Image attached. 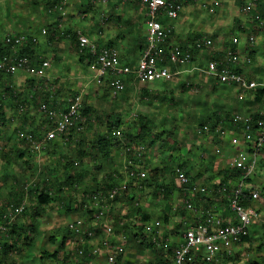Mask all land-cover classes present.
I'll return each instance as SVG.
<instances>
[{
    "label": "rangeland",
    "instance_id": "rangeland-1",
    "mask_svg": "<svg viewBox=\"0 0 264 264\" xmlns=\"http://www.w3.org/2000/svg\"><path fill=\"white\" fill-rule=\"evenodd\" d=\"M214 1L217 3L213 4ZM260 1L264 2V0ZM75 2L73 0L74 4ZM257 2L258 0H186L184 7L193 10L190 14L186 10L182 17H185L187 12L193 18L191 24H189L190 20L186 21L190 28L195 23L199 28L206 27L207 30L203 32V35L212 40L214 48H223V45L230 43L232 38L238 37L242 48L252 50L243 55L245 58L247 56L251 58L249 64H244L243 70L249 78L264 82V7L260 9ZM10 4L11 0H0V15L11 13ZM41 4L43 3L38 1L37 8L32 9L38 18L36 31L39 35L34 39L38 42V46L41 43L45 44L41 48H36V55L33 56V60L42 61L41 66L27 68L25 66L30 64L27 63L19 67L18 71L11 76L1 75L3 79L0 82V92L9 83L17 97L6 103L3 109L4 115L0 119V151L7 154L11 161L15 160L8 165L5 159L0 157L2 159L0 161V208L8 192L21 191L25 183L30 185L36 183L37 180H49L50 182L61 180L60 174L65 158L75 161L74 171L76 174H81L82 181L74 192H66L61 199L50 202L46 214L37 217V220L34 219L32 212L33 202L25 196L27 202L25 200L24 202L29 207V213L19 215L16 219L14 218L15 220L7 222L3 220V223H0V226L4 228L0 234V244L4 241L3 237L6 236L9 222L29 225L35 221L38 228L35 235L30 234L29 237L33 240L32 247L27 248L23 245L18 248L0 247V261L5 260L9 264L11 262L15 264H53L50 260L41 263L40 253L42 250L55 252L58 250L60 240L66 237V262L63 261L64 264H106L107 249L103 247L105 241L114 245L112 249L118 245L123 246L122 258L129 264H155L162 254L165 255L161 246L154 250L144 248L136 250L135 247L131 249L123 238L125 234L115 232L114 222L119 221L121 225L123 223L127 226L126 233L134 235L138 227L144 224L141 220L142 216L147 215L149 222L144 226L159 221L161 230L172 239H176L179 236L176 232L183 230L198 219L205 220L206 217L202 215L205 207L209 209L213 219L227 217L229 210L226 202L217 199L214 204L208 206L206 198L211 199L212 186L221 182V171L237 168V155L247 146L243 141V131L240 126L232 122L233 119L238 116L241 118L240 121L245 122L256 112L264 116V97L258 103L255 101L254 92L233 90L230 87H218L213 90L212 87L204 85H199L198 91L193 92L190 86L182 88V84L191 83L189 74H182L173 82L128 83L127 90L114 98L104 85L96 87L87 85L88 77L92 72L88 64L94 65V62L88 60L89 63L85 65L86 57H78L70 51L69 47H66L68 49L65 53L62 52L59 45L63 43L69 45L63 37L58 40L54 39L47 46L50 36L41 32L49 12L42 8ZM97 7L99 9V6ZM117 7L118 15L113 13L112 21L107 24L108 35L105 39L114 42L119 48L123 46L129 48L132 42L124 33V29L132 26V21L130 25H126L125 20L128 18L134 20V14H137V11L131 9L133 6L129 4ZM91 9L88 6L84 9L88 14L85 19H89L90 25H92L94 15ZM77 12L73 10V16H76ZM117 17H120V21L116 19ZM260 22H262L261 25ZM136 23L140 30V20H136ZM18 36L0 37V41L5 42L6 45L11 44V40L14 41V38ZM7 38L11 40L8 41ZM28 39L26 36V40ZM133 43V47L138 48L142 42L136 38ZM14 46V51L19 49L17 48L19 45L15 42ZM61 54L64 55V66L61 64L63 60L60 59L63 58ZM12 58L14 57H9L6 62L9 60L10 64L13 61ZM45 61H48V66L43 67ZM2 64L3 62L0 63V69L3 72ZM81 67L84 68L81 69ZM81 72H84L82 79H77V74L80 76ZM46 94L49 105L51 102H56L60 107L55 108L56 112L65 111L68 97L81 96L82 106L79 118L74 123L76 130L71 133L74 137L68 145L65 144L69 131L40 147L37 146L46 132L52 128L54 122L43 110V107L51 109L44 104ZM86 107L91 110L89 116H85L81 111ZM213 113L220 114L222 121L218 124L214 121L213 123L207 121L208 117H211V120L214 119ZM111 114L121 116L120 130L122 131L129 129L131 133L135 132L140 124L138 116L144 118L145 124L149 125L152 131L145 136L144 140L133 146L125 144L123 148L113 150L110 161L100 157L96 160L86 158L82 165L78 164L77 150L80 147L82 150L87 147L90 151L96 134L106 131L107 121ZM225 116H228L230 120L227 119L224 122ZM262 123L264 125V120ZM213 125L216 127L212 133ZM156 134L160 136V139L152 146L150 141ZM36 135H40V140L35 139ZM217 139L220 140L218 145L215 141ZM80 142L83 144L80 145ZM260 158H262L260 160L264 158V146ZM262 162L257 164L256 174L246 178V182L249 181L247 183L249 187L260 190L261 201L253 203L254 207L264 216V166ZM181 164L190 166L191 176L200 175L195 186L207 189L206 194H195L192 200L194 207L188 208L184 204V196L179 190L180 184L177 178L174 179L177 187L169 190L168 194L162 190L152 194L153 188L144 191L139 188L137 180L132 181L127 178L128 172L136 169L146 173L151 182L156 172L164 173L165 177L169 171L172 174L178 173ZM96 166H100L101 169L96 170ZM114 172L113 178L119 184L113 188L120 189L119 198L115 201L108 217L97 220L88 199L101 192L93 191L97 188L96 184L103 183L107 180L105 175ZM15 180L16 184H14ZM132 193L134 195L131 200L128 195ZM67 196H71L72 207L66 205ZM213 199H216L215 196ZM136 208H140L141 213L137 214L134 211ZM9 210L11 209L7 210L8 214ZM165 215L168 216V224L164 223ZM76 220L82 221L83 230H89L92 235L88 237L85 234L78 235L72 232L69 224ZM178 224L181 225L180 228ZM260 224V222L256 224V232L250 236L249 242L240 241L234 245L229 255V264H264V233ZM65 229H68V234ZM53 237L57 238L56 243H51Z\"/></svg>",
    "mask_w": 264,
    "mask_h": 264
},
{
    "label": "built area",
    "instance_id": "built-area-1",
    "mask_svg": "<svg viewBox=\"0 0 264 264\" xmlns=\"http://www.w3.org/2000/svg\"><path fill=\"white\" fill-rule=\"evenodd\" d=\"M101 1L107 3L109 0ZM133 1L144 6L146 12L144 47L135 66L123 64L114 48L106 45L100 46L92 42L87 36L81 33L77 34L79 55L86 57V61L91 60L94 62V84L106 86L112 97L115 98L120 95L126 88V85L131 82L144 84L173 82L180 75L189 72H197L221 84L235 85L237 89L243 92L259 88L264 89V83L250 80L242 73L241 68L238 67L240 64H249L250 59L244 57L241 60L236 50L230 47L226 49L223 60H211L205 67L192 66L190 69L185 67L192 63L193 50L200 52L204 49L212 48L213 42L211 39L203 37L194 40L191 45H186L185 47L180 45L166 46V28L162 25L160 19H177L183 0ZM68 2L69 0H58V3L53 6V10L61 11L63 6ZM256 18L258 19V16ZM24 42V37H19L15 40V43L19 46H22ZM231 43L236 46L238 39L236 37L232 38ZM12 60L10 64L9 62H3L1 66L6 75L15 74L19 67L30 63L25 56L14 57ZM46 66H48V63L43 62V67ZM186 86L189 87L188 84ZM190 87L191 91H198L197 87ZM65 105L66 109L63 112H56V109L43 107L47 116L51 120H54V122L53 127L46 132L42 141L37 145L38 147L56 139L57 136L64 134L74 126V123L79 118L82 106L81 96L68 97ZM240 119V117L236 116L234 124L238 126L240 123H244L245 125L251 121V118L245 122L240 121ZM258 124L259 127L253 132L248 128H241V131H243V141L247 146L237 155V168L242 172L240 181L231 187L219 185L216 189L213 188L211 190L212 195L210 197L212 200L216 202L217 199H220L226 202L229 210L227 217L213 219L209 211L205 220L201 221V219H198L183 230H180L179 236L176 239H172L171 236L164 237L165 233L161 230V223L159 221H155L144 227L143 233L150 243L156 247L161 246L167 250L171 249L172 264H221L223 255H231L234 245L238 244L242 237L247 236L250 229L258 224V222L261 223L260 225L264 233V216L254 206L246 207L241 201L244 192L251 197L252 202L261 201L260 190L249 187L246 182V178L255 174V168L260 161H263L264 166V158L260 160L262 159L260 158V153L264 146V125L262 122ZM127 178L132 181L142 180L146 178V173L132 169L128 172ZM177 181L180 185H183L187 182V178L182 172H179ZM119 191V188H112L108 192H98L90 197L89 205L94 210L97 220L106 216L108 217L116 198L120 194ZM197 193L206 194L207 189L195 186L194 184L191 190L183 192L184 204L188 208L194 207L192 200ZM214 196L216 199H213ZM23 209L24 206L22 204L14 211H10L8 219L12 220L16 218ZM83 225L82 221L76 220L69 224V228L75 234L91 236L92 232L87 229L83 230ZM3 230V226H0V234ZM125 237L123 238L127 242ZM113 246L108 241L103 242V247L107 249L106 264H129L122 258L123 246L118 245L115 249H112Z\"/></svg>",
    "mask_w": 264,
    "mask_h": 264
},
{
    "label": "trees",
    "instance_id": "trees-1",
    "mask_svg": "<svg viewBox=\"0 0 264 264\" xmlns=\"http://www.w3.org/2000/svg\"><path fill=\"white\" fill-rule=\"evenodd\" d=\"M42 2H44V7L45 8H52L54 6V4L57 2V0H42ZM183 2H185L183 0ZM258 7L260 9H262V7H264V2H261L260 0H258ZM261 3V4H260ZM263 3V4H262ZM118 21H120V17L116 18ZM160 22L162 23V25H164L163 19H160ZM126 25H130V21L126 20L125 21ZM134 32V31H133ZM54 36H50V39H54ZM138 40H140L141 42L143 41L142 37H138ZM8 41H10V38H7ZM168 36L166 38V46L168 45ZM11 44H7L5 42L0 41V63L4 62V63H8V61L6 62V60L10 57H20V56H25L28 58V60L30 61V64L28 66H26L27 68L29 67H40L42 64V61L38 60V59H34L33 60V56H35V48H33L34 44L31 40V38H29L25 44H23V46H19L17 48V50H13V48H15L14 46V42H15V38L14 41L13 39L11 40ZM142 46H140V48H143V44L141 43ZM224 45H229L226 46L227 48L230 47L231 49L235 48L234 44L230 43L228 44H224ZM109 46H112V44H110ZM169 46V45H168ZM182 47H185L183 45H181ZM113 47V46H112ZM13 53V54H12ZM11 55V56H10ZM82 60V59H81ZM217 60V59H214ZM238 71H240L238 68H236ZM241 72V71H240ZM5 73H3L0 69V82L2 81V76ZM2 75V76H1ZM6 76H11V75H6ZM10 84H6L5 87H3V90L0 92V119L3 117L4 113H3V109L4 106L6 105V103H8L9 101H13L17 95H15V93L13 92V89L11 88V86H9ZM182 88H185V84H182ZM109 90V89H108ZM127 89L125 88L123 90L122 93H124ZM255 93V101L256 102H260L262 100V98L264 97V89H257L255 91H252ZM8 100V101H7ZM44 104L48 107H51V109H55L57 107V103L54 102L49 105V102L47 101V94H46V98L44 99ZM82 113L85 116H89L90 114V108L86 107V108H82ZM213 120H211V117H208L207 121L208 123H213V121L215 122V124L221 122V117L220 114L218 113H213ZM228 116H225L223 121L225 122V120L227 121ZM121 116L119 114H111L108 118L107 121V126H106V131L104 133H97L96 134V138L95 140L92 142L91 147H90V151L88 150V148L86 147L84 150H82V148L80 147L77 150L76 153V159L78 160V164H83L85 162L86 158H89L91 160H96L97 157L103 158L106 161H110L111 160V156H112V151L113 150H118L123 148V146L125 144L128 145H135L138 142L144 140L146 137V135L148 133H151V128L149 127V125L147 126L145 124V120L144 118H142L141 116H138V120H139V126L137 127V129L135 130V132H132L129 129H126L124 131L120 130L121 128ZM230 120V119H228ZM264 120V116L260 115L259 112H256L252 115L251 121L248 122L247 124L243 125V124H239L238 126H240V128H248L250 131H255L258 127H259V122H262ZM232 122H235V119H233ZM53 127V126H52ZM215 125H213L211 127V132H214L215 129ZM239 129V128H238ZM76 130L75 125L72 126L69 129L68 132V136H67V140H66V144L68 145L70 140H72V138L74 137V135H72L71 133L74 132ZM115 133V134H114ZM35 135V134H34ZM37 140H40V135H36ZM160 139V136L158 134H156L155 136H153V138L150 141V145H155L157 143V141ZM217 145L220 143V140L217 139L215 140ZM83 142H80V145H82ZM0 157L5 159V163L10 165V163H12V161H15L9 158V156H7V154L3 153L2 151H0ZM0 161H2V159H0ZM75 161H72L70 158L66 159L64 161V165L62 167V172L60 174L61 180H54L52 182H50L49 180H42L39 181L37 180L36 183H32L30 185L28 184H24L23 188L21 189V191H11L8 192V194L5 197V201L2 205V207L0 208V223L7 222L9 219L8 216V209L10 211H14L16 208L20 207L22 204L24 206L23 211L20 213V215H24L26 213H29V207H27L26 205V198H24L25 196L32 201V212H33V216L34 219L37 220V217L41 216L42 214H46V210H48L47 206L50 204V202L54 201V200H59L61 199L62 195L66 192H74L80 185H81V181H82V176L81 174H76L74 171V163ZM180 171L182 172L186 178H187V182L183 185H180L179 190L183 193V192H188L189 190H191V188L193 187V185L199 180H197V178L200 175H197L195 177L190 175V166L188 164H181L180 166ZM96 170H100L101 167L100 166H96L95 168ZM178 172V173H179ZM178 173H168V175H164V173L159 174V172H156L155 176H154V180H150L147 178L142 179V180H137V183L139 185V188L142 190H147L149 188H153L152 189V194H154L156 191L162 190V192H164L165 194H168L169 190L174 189L175 184H174V179L177 178ZM221 176H222V180L218 185H214L212 186V188H216L219 185H228V187H231L235 184H237L240 179H241V170L239 168H232V169H228L225 171H221L220 172ZM113 176H115V172L113 174H107L105 175V178L107 179L106 181H103V183L101 184H96L97 188L93 191H101V192H108L109 190H111L114 186L118 185L119 183H117L115 181V178H113ZM249 181L247 180V183ZM14 184H16V180L14 181ZM178 185V184H177ZM254 188V187H253ZM25 190V191H24ZM133 193L128 195L130 196V199L132 200L133 197ZM119 198V196L116 198V200ZM206 198V197H205ZM67 203L66 205L69 207H72V201H70L71 196H67ZM207 200V205L209 206V204H214V200L210 199V198H206ZM24 200L26 202H24ZM89 200V199H88ZM115 200V201H116ZM242 204H244V206L249 207V206H254V203L251 200V197H249L245 192L243 197L241 198ZM211 206V205H210ZM207 210L209 212V209L207 207H205L202 215H204L205 217H207ZM137 214L141 213V209L140 208H136V210H134ZM211 213V212H210ZM8 216V217H7ZM203 216V217H204ZM17 218V217H16ZM15 218V219H16ZM14 219V220H15ZM141 220L143 221V223H147L149 222V216L147 215H143ZM202 221V219H201ZM164 223L168 224V216L165 215L164 217ZM144 224L140 227H138L137 229V233L136 234H127V226L126 225H121V222L119 221H115L114 222V229L116 233L122 232L125 234L126 239H127V245L130 246L131 249H133V247L136 248V250L138 248H144V249H149V250H154L157 249V247L150 243L148 238L145 236V234L143 233L144 231ZM181 225L178 224V228H180ZM38 228L37 222H31L29 225H21L18 224L16 222H9L8 226H7V232H6V236L3 237V240L0 244V247L3 248H11V247H16L18 248V246H25L27 248L32 247V238L29 239L30 234L35 235L36 230ZM257 229V225H254L250 231L249 234L245 237L241 238V242H249L250 241V236L254 235ZM67 234H68V229H65ZM64 230V231H65ZM176 234L178 235L179 232H176ZM168 236V234L165 233L164 237L166 238ZM57 242V238L53 237L51 238V243H56ZM174 246V245H172ZM65 247H66V237H63L59 244H58V250H56L55 252H48L46 250H42L40 253V262L41 263H45V261H52L53 264H64L63 261L66 262V253H65ZM85 249H87V247H85ZM161 250L164 251L165 255L162 254L159 261L156 262L155 264H172V252L171 249L168 250H164L163 247H161ZM229 260H230V256L224 254L223 258L221 259V264H229ZM62 262V263H61ZM0 264H9L6 263L5 260L0 261ZM10 264H15V262H11ZM254 264V263H253Z\"/></svg>",
    "mask_w": 264,
    "mask_h": 264
},
{
    "label": "crops",
    "instance_id": "crops-1",
    "mask_svg": "<svg viewBox=\"0 0 264 264\" xmlns=\"http://www.w3.org/2000/svg\"><path fill=\"white\" fill-rule=\"evenodd\" d=\"M8 1V0H5ZM10 1V0H9ZM42 2V0H11V6L12 9L9 10L11 13L9 15H0V37H11L12 35H19V37H24L26 43V36L28 38H31L34 46L33 48H41L45 44L41 43L39 44L40 46L37 45L38 42L34 38H37L39 33L36 31L37 23H38V18L36 13L33 11V8H37V3ZM75 5L73 3V0H69V2L63 6L61 11L58 10H53V7L51 8H45L44 7V2L40 6L42 8H45L48 10L47 17L45 18V25L42 28V34H47L49 36H54L55 40H58L60 37H63V39L68 42L69 45L62 44L59 45V47L62 49V52H66V50L69 47L75 53L78 57H80L77 49V34L81 33L82 35L87 36L92 42L97 43L100 46H108L111 48H114L116 52L119 55V58L123 64L129 65V66H135L140 58L141 52L143 48H140V45L138 48H134V40L138 38L139 36L142 37L143 41L142 44L144 46V34H145V20H146V12L145 8H142L141 4H139L136 1L133 0H127V1H121V0H109L107 3H103L101 0H75ZM185 2L182 3L183 7L180 10L179 17L175 20H170L167 18H162L164 22V27L166 28V33L169 38L168 40V45L169 46H175V45H191L194 40L199 39V38H208V36H204L203 32L207 30L205 27L199 28L198 24L195 23L192 28H190L188 23H186L187 20H190L191 24V19H193L191 16H189L190 11L192 12L193 9H188L185 8L186 0ZM190 1V0H189ZM58 3V0L55 4ZM207 3V1H205ZM203 3V5L205 4ZM209 3V2H208ZM217 3V1H214L213 4ZM54 4V5H55ZM124 4H129V6H133L131 9H134L137 11V14H134V20L131 18H128L127 20L132 21V26H128L126 30L124 29V33L128 35V37L131 39L132 44H130L129 48L122 47L119 48L117 47L114 42L105 39L106 35H108V23H110L113 19V13L115 15H118L116 13V9L118 8L117 6L124 5ZM43 5V6H42ZM86 6L92 8L91 10L94 12L93 15V21L91 22L92 25H90V21L85 19V16L87 17L88 14L84 9H86ZM99 6V9L98 7ZM7 9V7H6ZM33 9V10H32ZM52 10V11H51ZM73 10H77L78 14L76 16H73ZM141 10V11H140ZM143 10V11H142ZM188 10V13L186 12L185 17H182L184 15V12ZM140 13L138 14V12ZM129 17H131L129 15ZM140 17V19H138ZM189 17V18H188ZM136 20H140L141 28L139 30V26L136 23ZM126 21V20H125ZM86 25H85V24ZM138 27V28H137ZM138 29V30H137ZM191 29H194V31ZM134 31V32H133ZM121 33L123 34V30H121ZM121 34V35H122ZM194 38V39H193ZM239 39L238 37H236ZM17 39V38H16ZM15 39V40H16ZM54 39H50L47 41V46L50 45L49 42H52ZM112 44V46H109ZM232 44V43H231ZM142 46V45H141ZM229 48V47H228ZM226 46L223 45V48H214V43L212 48L209 49H204L202 51L198 50H193V59L192 63L188 66H185L186 68H192V66H202L205 67L207 63L211 60L217 59L223 60L225 51L228 49ZM233 50H236L238 55L240 56V59L243 60L244 56L248 52H252L250 48H242L241 46V41L239 39L238 44L235 46ZM63 55V54H61ZM254 56V53H253ZM248 57V56H247ZM59 59V56L57 57ZM251 62V58L248 57ZM254 58V57H253ZM62 66L65 65V59L64 55L63 58H60ZM48 63V61H45ZM83 63V62H82ZM85 65L89 63V61L84 60ZM88 66H91V74L89 75L88 79L89 81L86 83L87 85H92L96 87L97 85L94 84L93 82V76L95 73V65L88 64ZM244 64H240L238 67L241 68L242 73L249 78L246 75V71H244ZM50 67V65H49ZM182 67V68H185ZM84 67H81L83 69ZM68 73V72H66ZM82 73L81 72L80 76L77 74V79H82ZM189 74V77H191L190 81L191 83H187L189 86H194L197 87V89L200 87L199 85H204L208 87H212L213 90H215L218 87H223V88H232L233 90L237 89L235 85H225L221 84L217 81H215L212 78L206 77L204 75H201L197 72H189L185 73ZM202 77L199 79L198 77ZM84 78V77H83ZM252 81L256 82H261L256 79L249 78ZM203 82V83H202ZM163 83V82H162ZM165 83V82H164ZM167 83V82H166ZM186 86V85H185ZM239 90V89H238ZM255 91V90H252ZM252 91H245V92H252ZM56 108H60L57 106ZM256 174V172H255ZM254 174V175H255ZM261 180V178H260Z\"/></svg>",
    "mask_w": 264,
    "mask_h": 264
}]
</instances>
